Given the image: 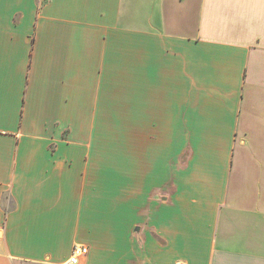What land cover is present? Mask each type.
<instances>
[{"label":"crops","instance_id":"0c3cea01","mask_svg":"<svg viewBox=\"0 0 264 264\" xmlns=\"http://www.w3.org/2000/svg\"><path fill=\"white\" fill-rule=\"evenodd\" d=\"M123 115L133 178L107 207L69 140ZM77 246V264H264V0H0V264Z\"/></svg>","mask_w":264,"mask_h":264},{"label":"rangeland","instance_id":"374dc122","mask_svg":"<svg viewBox=\"0 0 264 264\" xmlns=\"http://www.w3.org/2000/svg\"><path fill=\"white\" fill-rule=\"evenodd\" d=\"M129 116L123 115L121 122L111 123H94L90 125L89 137H81L78 133L76 137L69 140L72 150H90L89 158V177L92 179L104 180L105 197L107 207H113L118 200V184H129L132 177L130 170V150L133 149V140L131 138V123L128 121ZM52 141V140H51ZM169 143L173 150H176L175 140H161ZM50 150H56V145L51 144ZM128 190L129 187H122ZM129 201V197L123 198ZM113 212V211H112ZM112 217H109L110 219ZM107 219V242L109 254L113 250V219Z\"/></svg>","mask_w":264,"mask_h":264},{"label":"built area","instance_id":"2783aa9c","mask_svg":"<svg viewBox=\"0 0 264 264\" xmlns=\"http://www.w3.org/2000/svg\"><path fill=\"white\" fill-rule=\"evenodd\" d=\"M87 254H88V248H86L84 246H77V247H75L74 255H73V257L69 263L70 264H77L78 259L80 257L86 256Z\"/></svg>","mask_w":264,"mask_h":264}]
</instances>
